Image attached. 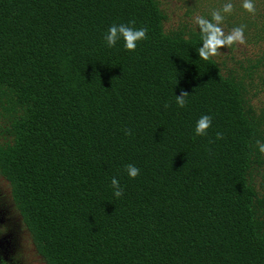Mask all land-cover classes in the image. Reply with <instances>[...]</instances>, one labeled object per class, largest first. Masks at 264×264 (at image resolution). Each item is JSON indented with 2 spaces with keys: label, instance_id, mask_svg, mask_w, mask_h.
Wrapping results in <instances>:
<instances>
[{
  "label": "trees",
  "instance_id": "obj_1",
  "mask_svg": "<svg viewBox=\"0 0 264 264\" xmlns=\"http://www.w3.org/2000/svg\"><path fill=\"white\" fill-rule=\"evenodd\" d=\"M253 2L228 22L264 38ZM167 19L163 0H0V173L47 264H264V50L224 68ZM114 24L148 38L109 47Z\"/></svg>",
  "mask_w": 264,
  "mask_h": 264
},
{
  "label": "rangeland",
  "instance_id": "obj_2",
  "mask_svg": "<svg viewBox=\"0 0 264 264\" xmlns=\"http://www.w3.org/2000/svg\"><path fill=\"white\" fill-rule=\"evenodd\" d=\"M229 0H163V5L169 13L166 21L167 28L179 25L196 27L193 18L196 15L208 18L212 11L222 9ZM236 13L224 14L222 27L227 34L233 28L240 26L239 22L231 24L230 19L235 20L244 10L243 0H231ZM241 12V13H240ZM253 26H248L244 31L246 44H233L220 49L221 54L214 56L222 62L224 68H236L240 60L245 57L252 59L264 50V38L253 34ZM247 63V62H245ZM253 101L257 105L264 104V85L257 95H253ZM0 123H3L0 120ZM2 139V137H1ZM0 257L3 256L9 264H47L42 254L37 250V245L32 240L31 233L21 218L20 211L13 203L11 186L6 177L0 173Z\"/></svg>",
  "mask_w": 264,
  "mask_h": 264
},
{
  "label": "clouds",
  "instance_id": "obj_3",
  "mask_svg": "<svg viewBox=\"0 0 264 264\" xmlns=\"http://www.w3.org/2000/svg\"><path fill=\"white\" fill-rule=\"evenodd\" d=\"M242 6L249 13H255L256 11L253 0H243ZM233 10L234 6L231 0H229V2L223 5L222 9L212 11L211 19L201 15H196L193 18V23L198 26L201 33L202 47L197 49L200 59L208 60L211 57L221 54L220 49L225 46L230 48L233 44H246L244 25L233 28L227 34L222 27L225 19L224 14H231ZM130 24L134 25L135 21H130ZM147 32V28L136 29L135 27L129 26V24H114L108 29L105 40L109 47H115L118 41L123 39L125 49L128 51H135L137 43L148 38ZM188 95L189 93L186 91H182L180 95H176V103L181 108L186 106V97ZM165 107H168V105H165ZM211 126L212 117L209 115L201 116L195 128L196 136H206ZM222 138V133L218 132L216 134V139ZM256 147L259 152L264 155V141L256 140ZM126 171L128 176L132 179H135L140 174V169L132 164L126 165ZM111 186L115 197L120 198L123 196L124 190L117 178H112Z\"/></svg>",
  "mask_w": 264,
  "mask_h": 264
},
{
  "label": "flooded vegetation",
  "instance_id": "obj_4",
  "mask_svg": "<svg viewBox=\"0 0 264 264\" xmlns=\"http://www.w3.org/2000/svg\"><path fill=\"white\" fill-rule=\"evenodd\" d=\"M4 176V175H3ZM13 200V199H12ZM13 203H14V201H13ZM15 204V203H14ZM22 218V217H21ZM33 240V239H32ZM38 250V249H37ZM1 256V255H0ZM10 262L9 261H7V259L3 256V258L2 257H0V264H9Z\"/></svg>",
  "mask_w": 264,
  "mask_h": 264
}]
</instances>
